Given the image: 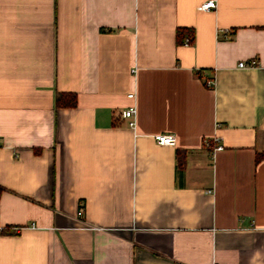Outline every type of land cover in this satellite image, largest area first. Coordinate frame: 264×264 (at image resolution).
<instances>
[{"label":"crops","instance_id":"1","mask_svg":"<svg viewBox=\"0 0 264 264\" xmlns=\"http://www.w3.org/2000/svg\"><path fill=\"white\" fill-rule=\"evenodd\" d=\"M207 1L0 0V264H264V0Z\"/></svg>","mask_w":264,"mask_h":264},{"label":"built area","instance_id":"2","mask_svg":"<svg viewBox=\"0 0 264 264\" xmlns=\"http://www.w3.org/2000/svg\"><path fill=\"white\" fill-rule=\"evenodd\" d=\"M216 7V2L215 0H208L207 2H204L203 4L199 5L198 8L201 10H208L210 8H215ZM229 29L223 30L222 34L225 37H228ZM192 42V36L190 34H186L183 39L181 44L182 45H190ZM254 62H251V65H253ZM245 63L243 61H240L238 63V66L243 67ZM206 84L208 86H213L214 85V77H211L210 79L206 80ZM128 97L133 98L134 94L132 92L128 93ZM120 115L127 119L128 126L130 128H134L135 126V115H136V108L135 106H130L128 108H125L121 111ZM156 142L160 145H175L176 138L173 134L170 133H161V134H156L154 136ZM203 145L205 148H207L211 155L214 156L215 152L218 150H221L223 148L220 140L217 137L208 139L204 138L202 141ZM84 210L83 206L80 205L78 208V213H82ZM93 228L98 229V227L93 226ZM14 231H17L18 228H13Z\"/></svg>","mask_w":264,"mask_h":264},{"label":"trees","instance_id":"3","mask_svg":"<svg viewBox=\"0 0 264 264\" xmlns=\"http://www.w3.org/2000/svg\"><path fill=\"white\" fill-rule=\"evenodd\" d=\"M186 34H190L189 30L186 28H178L176 30V37H177V41L178 42H182L183 37ZM66 98H68V101L66 102V104H74L75 103V96L73 94H58L56 97V104H61L63 103ZM63 99V100H62ZM180 153V152H178ZM264 158V153H258L256 155V161L260 160ZM183 164V162H180V166ZM2 232H5L4 230H2Z\"/></svg>","mask_w":264,"mask_h":264}]
</instances>
